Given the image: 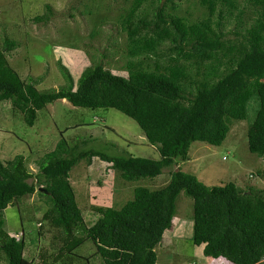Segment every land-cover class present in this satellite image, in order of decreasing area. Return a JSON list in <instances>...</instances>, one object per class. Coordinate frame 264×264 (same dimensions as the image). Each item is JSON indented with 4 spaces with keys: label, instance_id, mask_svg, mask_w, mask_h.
Listing matches in <instances>:
<instances>
[{
    "label": "trees",
    "instance_id": "16d2710c",
    "mask_svg": "<svg viewBox=\"0 0 264 264\" xmlns=\"http://www.w3.org/2000/svg\"><path fill=\"white\" fill-rule=\"evenodd\" d=\"M199 3L205 12L190 20L178 14L175 0H134L122 20L131 59L128 76L97 61L75 83L61 66L67 84L60 90L41 91L37 85L42 80H23L7 58L18 44L3 41L0 103L10 102L28 126L58 100L87 109L115 108L137 122L160 159L113 157L95 150L68 157L61 141L39 160L36 174L21 155L0 160V263L34 264L25 250L43 235V224H37L38 234L31 231V239L25 231L11 236L3 211L38 191L47 206L41 220L58 230L59 246L52 254L42 249L37 264H92L76 252L88 241L95 246L98 264H157L156 247L173 225L181 193L193 200V243L204 246L206 257L264 264V190L244 191L232 182L207 186L180 165L167 185L136 187L133 199L119 209L93 206L99 218L88 227L71 183L72 169L82 160L92 165L93 158L110 163L127 182L158 177L165 168L190 161L193 143L222 145L232 121L248 117L253 100L257 110L248 146L264 158V0ZM46 9L35 22L52 19L51 6Z\"/></svg>",
    "mask_w": 264,
    "mask_h": 264
},
{
    "label": "rangeland",
    "instance_id": "374dc122",
    "mask_svg": "<svg viewBox=\"0 0 264 264\" xmlns=\"http://www.w3.org/2000/svg\"><path fill=\"white\" fill-rule=\"evenodd\" d=\"M133 2L0 0V46L6 39L18 44L7 54L9 63L23 80L29 77L42 80L37 85L41 91L66 86L61 66L67 68L75 83L82 72L97 61L114 74L127 77L126 66L131 59L122 20ZM175 2L180 4L178 14L190 20L198 19L205 12L199 0ZM47 5L52 8V19L48 23L35 22L34 17L47 12ZM254 104L255 100L245 120L232 121L222 145L195 142L190 149V161L165 168L163 174L155 178L127 182L108 162L93 158L89 166L86 160L80 161L70 177L86 225L91 227L99 218L93 206L119 209L133 199L136 187L157 189L167 185L171 171L180 165L183 171L196 175L207 186L232 182L244 191L264 190V158L251 153L248 146V128L256 117L257 105ZM61 141L66 143L68 157L95 150L113 157L160 159L158 150L148 142L137 122L115 108L87 109L58 100L39 111L35 125L30 127L10 102L0 103V160L8 161L21 155L29 170L36 174L39 160L54 151ZM46 210L45 200L36 191L14 201L3 211L5 229L11 236H20L25 231L29 234L27 239H31V231L38 234L37 224H43V235L32 239L31 246L25 250V256L33 258L34 264L39 263L42 249L52 254L59 246L58 230L41 220ZM193 228V200L181 193L173 226L156 247L157 264H232L224 258L206 257L204 246L193 243ZM95 251V246L88 241L76 252L78 256L89 257L92 264H98L100 259L94 256Z\"/></svg>",
    "mask_w": 264,
    "mask_h": 264
},
{
    "label": "water",
    "instance_id": "95a60500",
    "mask_svg": "<svg viewBox=\"0 0 264 264\" xmlns=\"http://www.w3.org/2000/svg\"><path fill=\"white\" fill-rule=\"evenodd\" d=\"M39 191H44V189L43 188H40Z\"/></svg>",
    "mask_w": 264,
    "mask_h": 264
},
{
    "label": "clouds",
    "instance_id": "9594fccd",
    "mask_svg": "<svg viewBox=\"0 0 264 264\" xmlns=\"http://www.w3.org/2000/svg\"><path fill=\"white\" fill-rule=\"evenodd\" d=\"M174 218H175V216H174ZM174 220V219H173ZM173 226V225H172ZM172 228V227H171ZM170 230V229H169ZM168 231V230H167ZM164 238V237H163ZM214 259V258H213ZM226 260V259H225ZM227 261V260H226ZM229 262V261H228Z\"/></svg>",
    "mask_w": 264,
    "mask_h": 264
}]
</instances>
